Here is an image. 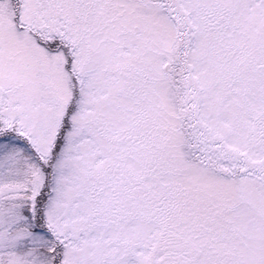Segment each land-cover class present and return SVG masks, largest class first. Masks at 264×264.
Segmentation results:
<instances>
[{
    "label": "snow or ice",
    "instance_id": "obj_1",
    "mask_svg": "<svg viewBox=\"0 0 264 264\" xmlns=\"http://www.w3.org/2000/svg\"><path fill=\"white\" fill-rule=\"evenodd\" d=\"M0 264H264V0H0Z\"/></svg>",
    "mask_w": 264,
    "mask_h": 264
}]
</instances>
